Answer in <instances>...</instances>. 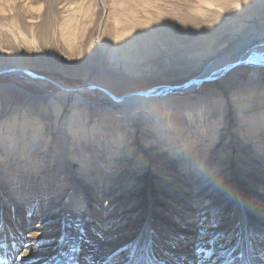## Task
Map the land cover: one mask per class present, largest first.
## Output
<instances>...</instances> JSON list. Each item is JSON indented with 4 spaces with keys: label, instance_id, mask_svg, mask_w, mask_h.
I'll use <instances>...</instances> for the list:
<instances>
[{
    "label": "rangeland",
    "instance_id": "obj_1",
    "mask_svg": "<svg viewBox=\"0 0 264 264\" xmlns=\"http://www.w3.org/2000/svg\"><path fill=\"white\" fill-rule=\"evenodd\" d=\"M88 8L92 13H88ZM132 10L136 22L128 28L141 49L135 58H113L115 18H123ZM255 19L264 21V0H19L13 8L0 12V114L3 118L24 114L41 118L46 133L36 148L34 160L47 164L38 173L28 168L26 171L23 165L15 170L16 165L11 162L0 164V203L12 198V204L15 201L25 205V210L35 217L36 227L44 225L48 233L57 234L58 246H65L62 250L66 255L60 264L78 263L79 242L72 235L81 227L82 234L91 239L88 227L95 226L98 218L108 223L101 235L111 242L126 239L132 253L144 232L149 241L142 243V248L148 246L151 254L153 249L162 248L155 241L156 218L174 231L173 236L188 237L193 231L196 236H203L193 241L205 238L203 245L212 249L214 255L232 254L241 247L233 260L242 261L248 251L259 258L264 252L257 245L264 239V130L252 133L248 136L250 142L244 143L237 135L236 123L241 109L248 119L264 110V96L251 95L254 88L264 89V66L257 70L244 64L236 66L219 79L204 82L194 93H180L177 97L178 103L203 96L210 104L226 101L225 109L232 111L230 126L222 122L220 131L229 138L219 155L209 151L221 148V137L204 140L190 150L181 147L178 154L172 155L177 146L167 150L162 143H154L145 134L148 128L142 122L137 135L139 144L126 151L116 168L120 180L127 178L123 192L116 186L120 182L112 180L113 164L102 168L97 152L95 162L87 166V142L82 138L81 145L76 142L71 147L67 137L75 109L79 108L82 118L73 120L74 127L91 125L105 108L116 107L112 103L114 98L102 91L63 94V85L83 88L102 84L118 97L148 87L181 83L197 75L205 59ZM139 35H145L150 43ZM69 37L75 39L71 41ZM119 53L126 55L124 51ZM17 63L47 77L48 84L26 72H9ZM236 96H242L240 104L252 99L251 104L236 107L232 102ZM49 141L50 152H46L44 147ZM100 145L96 141L95 146ZM56 152L59 156L65 154L67 165V172L57 175L52 167ZM46 154L51 156L44 158ZM131 156L135 160H129ZM172 158L173 164L165 162ZM181 164L182 172H176ZM100 177L108 184L107 198L97 203L89 182ZM14 178L20 180L21 191H12L17 187L13 185ZM134 179L137 181L132 187ZM72 192L87 204L79 217L67 206L66 194ZM243 208L248 218L243 221L244 235L248 236L245 240L239 230L242 221L238 219ZM141 252L142 249L138 254ZM129 254L119 262L126 263ZM220 259L221 256L213 259L212 264ZM16 262L12 259L6 263Z\"/></svg>",
    "mask_w": 264,
    "mask_h": 264
},
{
    "label": "bare ground",
    "instance_id": "obj_2",
    "mask_svg": "<svg viewBox=\"0 0 264 264\" xmlns=\"http://www.w3.org/2000/svg\"><path fill=\"white\" fill-rule=\"evenodd\" d=\"M16 1L19 0H0V12L3 13L7 8H13ZM27 1L29 2L30 0ZM88 13H92L90 8H88ZM135 19L134 10H132V12L128 11V14L123 18H115L117 30L115 31L116 36L114 38L115 48L112 52L113 58L124 56L130 59L135 58L134 55L141 49V47L138 46L135 36H132L131 30L128 28L131 26L132 22H136ZM253 21V24L240 32L233 40L219 47L210 58L205 59L201 64V71L190 79L177 84L153 86L133 93H126L121 96L117 95L118 97L116 98L120 97V99H114V101H112L116 107L105 108L102 114H100V117L91 125L81 124L74 127L73 120H77L79 117L82 118L79 108L75 109L71 116L73 124L69 128V136H67L71 139V143L68 146L75 147L76 142L81 145L83 143L82 138H84L89 147L85 164L91 166L95 162L98 152L99 155H101L99 165L102 164V168L105 169L108 163L113 164L110 170L111 177L113 181L116 180L115 182H120L116 186H118V188L120 187L122 192L127 178L120 180L119 175L121 174L117 173L116 168L119 162L124 160L126 151L139 144L137 136L139 133L138 129L144 121L148 128L145 134L147 137L151 138L154 143H162V145H165L164 147H168L167 150L172 149V146H177L175 150L171 151L173 153L172 155L178 154L179 151H181V147L190 150L201 145L204 140L212 141L216 137H221L223 141L220 145L221 148H213L209 151L211 154L213 152L215 155L218 154L229 138L228 134L223 136L222 131H220L222 122L230 126L228 119L232 111L225 109L227 108L226 101L218 105V100H216L210 104L206 101V97L203 96L194 101L187 98L183 102L178 103L177 97L180 93L192 94L201 86V84L197 86V83H192L191 80L193 79L217 80L236 66L242 64L254 67L256 70L258 67L264 66V21L256 19ZM123 23L126 24V27H120ZM139 37L141 40L148 42L144 39V37H146L145 35H139ZM69 38L71 41L75 39L74 37ZM123 51L126 52V55L119 53ZM14 67L22 71H17V74H22L25 69L27 71H32L27 68H21L25 67L21 63H17ZM11 70L14 71V68H11ZM256 70L255 76L258 75ZM41 83L44 85L48 84H46V80L41 81ZM185 83H188V85L184 89L177 88L178 85ZM57 86L60 85L57 84ZM96 86L101 90L104 88L113 92L105 85L101 84L100 86V84H98ZM168 86L176 87L170 89L167 88ZM63 87L65 88V92L63 93L65 95H68L70 91L79 93H95L96 91H101L96 89L73 90L74 88L72 86L67 85L66 87L63 85ZM102 93L107 96L104 90ZM257 94L264 96V89H252L251 95L256 96ZM241 97L242 96H236L235 99H233L232 102L236 107L238 105L244 107L245 105L251 104L250 101H252V99L247 103L240 104L238 101ZM79 104L80 101H77V105ZM237 114H239L236 123L237 135L244 143H247V141L250 142L248 136L252 133L264 130V110L262 113L253 115L250 119L247 118V115H244V110L242 109ZM239 129H241V132ZM45 133L46 126L40 117H29L24 114L22 117L15 115L13 117L9 116L8 118H3L0 114V164L7 165V163L11 162L16 165L15 170L23 168L27 171L28 168V170L30 169L38 173L41 166H47V164L41 160H34V156L37 152L36 148L40 141L44 139ZM96 141L101 144L98 148L95 146ZM50 143L51 141L44 147L46 152H50V148H48L50 147ZM255 148L257 149V147H254V149ZM57 151H60V149H57ZM257 152L258 150L253 153ZM110 155L113 156L110 157ZM50 156V154H46L44 158ZM73 156L77 157L76 154ZM53 157L55 161L52 167L56 170L54 173L57 175L58 172L61 171L63 173L67 172V165L64 162L66 159L65 154L64 156H59L56 152ZM129 160H135V158L131 156ZM173 160L172 158L165 160V162L173 164ZM82 162V165H84V161ZM29 164L34 165L33 168L29 167ZM22 165L23 167L21 168ZM215 165L216 164H213V166ZM179 168L180 169L176 172H182V164L179 165ZM121 177H124V174ZM136 181L137 179H134L130 186L134 185ZM13 182V185L17 187L12 188V191L14 189L21 191L19 188V184L21 183L20 180L14 178ZM90 183H92L94 188L93 194L95 202H100L103 197L107 198L106 188L108 184L103 182V178L100 177L89 182V184ZM109 185L112 186V184ZM26 187L25 185L24 189H26ZM87 187L91 188L90 186ZM119 190H117V192ZM184 194L187 195V193ZM185 197L187 198V196ZM66 201L67 206L71 210H74L73 215L75 217H79L82 211L87 209V204L81 201L79 196L74 192L66 194ZM4 202L5 203H0L2 207L0 210V264H7L6 262L12 259L17 260L15 264H60L63 259H66V255H64L65 251L63 252L62 250L65 246L61 247L62 244L58 246L56 233L53 231H49L48 233L44 225L36 227L34 222L35 217L30 216L31 214L25 210V205L20 203L16 204L15 201L14 204H12V198L9 200L5 199ZM244 217L247 218L245 208L238 212V219L242 221L239 227L241 235H243L242 240L248 239V236L245 237L244 235L246 231V222H243L245 219ZM105 220L106 219L98 218V223H96L95 226L88 227V230L91 232V239H87L85 235L82 234L81 227L77 230V233L72 235V237L74 236V239L79 242V255L76 257L77 264H110L111 262V264H118L121 263L119 260L122 258L124 259V256L129 253V260L121 264H128V262H130L133 251L132 249L131 251L130 249L128 250L126 239L122 240V238H119L116 239L117 241L114 240V242H111L108 241L107 236L101 235L102 230L105 231V227L108 224ZM102 223H104L105 226ZM153 229L157 246L159 247L161 245L162 248L153 249L152 254L148 250V246L142 248V243L149 241L147 233L144 232L137 245L139 247L137 248L136 246L134 252L137 257H143L142 264H158L157 262L159 261L162 262V264H212L213 259L219 256H221V259L215 264H264V252L260 253L261 255L259 258H255L251 256L248 251V253H244L245 257L242 261L233 260L234 253L239 249H243L241 247L236 248L232 254L223 255L217 253L215 255L213 254L214 256L212 255V258L209 259L205 252H197L198 247L201 249L208 248L203 245L206 240L205 238L199 239L196 242L193 241V239L203 237L196 236L194 231L191 232L188 237L173 236L174 231L156 218L153 219ZM107 235L110 236V234ZM65 243L67 244L68 242L66 241ZM69 244L70 247H72L71 242ZM163 245L165 247H163ZM257 245L263 249L264 239L257 242ZM59 247L61 248L59 249ZM141 249V254H138ZM160 257H163V259L160 260ZM229 258H231V260ZM201 260L206 261L201 263Z\"/></svg>",
    "mask_w": 264,
    "mask_h": 264
},
{
    "label": "water",
    "instance_id": "obj_3",
    "mask_svg": "<svg viewBox=\"0 0 264 264\" xmlns=\"http://www.w3.org/2000/svg\"><path fill=\"white\" fill-rule=\"evenodd\" d=\"M233 67V66H232ZM231 67V68H232ZM230 69V68H229ZM13 70V69H12ZM11 70V71H12ZM11 71H9V72H11ZM22 72L21 71V69H16V68H14V71H12V72ZM24 72L23 73H28V74H30L32 77H35V78H39V79H42V80H46L47 79V77H44V76H41V75H39V74H36V73H34V72H32V71H27L26 69L25 70H23ZM210 81H212V80H209V79H201V78H198V79H193V80H191V82L192 83H197V86L198 85H200V84H202V83H204V82H210ZM56 83V82H55ZM191 84V83H190ZM188 85V83H185V84H182V85H178L177 86V88H180V89H184L186 86ZM176 86H168L167 88H170V89H173V88H175ZM79 89H82V90H92V89H98V90H101V89H99V87L98 86H96V85H89V86H86V87H83V88H81V87H77V88H74L73 90H79ZM103 90H104V92H106L107 93V95L108 96H110L111 98H114V99H120V98H116L115 96H113L108 90H106V89H104L103 88ZM103 90H101L102 92H103Z\"/></svg>",
    "mask_w": 264,
    "mask_h": 264
},
{
    "label": "snow or ice",
    "instance_id": "obj_4",
    "mask_svg": "<svg viewBox=\"0 0 264 264\" xmlns=\"http://www.w3.org/2000/svg\"><path fill=\"white\" fill-rule=\"evenodd\" d=\"M139 246H137L138 248ZM197 252H205L209 259H211L212 255L214 254L212 249H201L197 248ZM143 257H137L135 253H133L132 257L130 258V264H142Z\"/></svg>",
    "mask_w": 264,
    "mask_h": 264
}]
</instances>
